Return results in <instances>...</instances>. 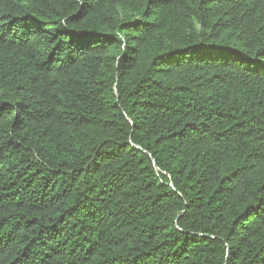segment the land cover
Here are the masks:
<instances>
[{"label":"trees","instance_id":"1","mask_svg":"<svg viewBox=\"0 0 264 264\" xmlns=\"http://www.w3.org/2000/svg\"><path fill=\"white\" fill-rule=\"evenodd\" d=\"M0 264H264V0H0Z\"/></svg>","mask_w":264,"mask_h":264}]
</instances>
